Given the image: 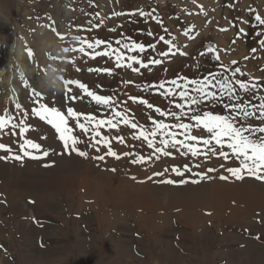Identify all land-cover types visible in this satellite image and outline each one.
<instances>
[{"label": "rangeland", "instance_id": "rangeland-1", "mask_svg": "<svg viewBox=\"0 0 264 264\" xmlns=\"http://www.w3.org/2000/svg\"><path fill=\"white\" fill-rule=\"evenodd\" d=\"M257 14L264 17V0H0V68L4 67L5 75L12 74L9 84L12 78L18 84L11 85V95L15 103L21 105L20 110L15 109L19 116L17 120L24 118L23 111L26 110L29 112L26 122L31 126V130L23 136L19 129L13 132L9 128L0 132V144L11 149V152L0 150V164L13 168L14 174L17 173L20 178L9 183L8 191L4 192V179H0V264H232V260L238 259L240 262L236 264H251L250 261H243L248 256L246 253L237 252L255 248L263 250L262 212L238 206L243 210V217L240 216L246 220L225 224V212L210 210V205L201 199L192 204L194 209L188 208L186 197H180L190 190L197 193L201 184L209 187L215 180L239 186H243L246 180L261 183L251 176L242 180L234 177L220 179L221 176H229L225 171L227 167L238 166L236 161H223L216 157L211 160L197 159L180 155L174 150L172 156L153 159L146 164H132L133 157L117 160L106 156L100 161L95 157L103 155L104 148L101 147L97 153L86 143L78 145L89 153V157L85 158L75 152L69 153L55 129L31 115L30 110L38 107L33 102L38 99L48 107L58 108L65 115L69 107L98 118L110 115L109 110L97 105L76 85L65 83L69 80L82 82L100 95L116 96L118 101L134 96L148 99L162 108L171 105L154 91L145 90L144 85L180 76L202 79L222 71L223 67L240 68L243 73L240 79L264 82V48L259 45L264 36L257 35L264 32V27L256 24L254 17ZM149 32L153 35L149 36ZM160 36L172 40L174 55H159L170 51L169 46L160 41ZM97 38L113 47H118L116 40L127 38L145 45L156 44L154 52L149 48L142 54L143 59L147 62L149 57H154L163 63L132 72L126 67L115 68L113 59L108 57L93 59L76 50L82 46L80 41L92 42ZM51 41L53 43L49 44ZM16 43L19 48H24L26 54L31 51L32 56L25 69H17L14 73L16 68L8 63L13 60L11 54ZM103 50V45L96 49ZM86 52L91 50L86 48ZM126 54L141 55L138 52ZM134 67L139 68V65ZM89 69H113L114 74ZM29 74L31 78L41 79L45 88L42 86L37 91L41 94L39 98L29 93L26 104H22L16 98L25 88ZM258 95H264V88ZM127 107L130 114H134L146 127H151L150 116L164 119L131 100H128ZM206 110L225 114L219 105L206 106ZM68 125L74 127L75 121L70 118ZM101 131L109 135L107 128ZM131 133L132 130L123 125L119 132L113 129L112 136L124 135L128 144L135 146L129 148L113 141L114 150L118 153L139 152L147 156L151 149L141 141L132 140ZM74 134L86 139L78 129ZM193 134L206 135L202 130H194ZM26 139L39 143L41 151H47L48 155L42 156L28 146L37 158L12 159L14 153L21 152L20 145ZM65 159L76 163L74 171L77 177L87 172L90 175L88 182L95 185L105 176L109 179L108 183L117 179L119 184L122 183L121 187L124 180L129 184H146L156 196L158 206L152 203L143 206L145 203L129 197L127 192H119V196H105L108 191L104 188L88 195L84 189H78V184L74 185V194L63 196L51 193L52 190L44 183L51 181L56 189H60L62 176L69 173ZM90 164L92 167L84 171V167ZM196 164L200 167H195ZM183 165H188L192 171L185 172L183 177L171 171ZM209 168L215 170L208 172ZM32 170L37 171L36 177L24 181L26 174L32 173ZM197 172L201 176L196 177ZM100 175L103 176L99 178ZM169 179L177 183L163 182ZM182 180L188 182L179 183ZM192 180L198 182L192 183ZM30 183L34 184L31 186ZM165 190L179 191L176 194L180 195L177 200L180 204L162 200L168 194ZM230 205L237 207L235 202ZM52 210L54 215L47 214ZM188 216H192L190 220L194 224L197 220V227L187 222L185 217ZM36 222L42 229L37 244L33 242L20 248L26 243V233ZM1 238L8 240L7 244L1 242ZM204 240H207V245Z\"/></svg>", "mask_w": 264, "mask_h": 264}, {"label": "snow or ice", "instance_id": "snow-or-ice-1", "mask_svg": "<svg viewBox=\"0 0 264 264\" xmlns=\"http://www.w3.org/2000/svg\"><path fill=\"white\" fill-rule=\"evenodd\" d=\"M140 15L146 14L140 13ZM254 19L257 25L264 27V17L257 14ZM240 31L243 32V29H240ZM152 35L149 32V36ZM257 35L264 36V32H258ZM159 39L167 44L170 49V51L161 52L159 55L162 57H167L170 54L174 55L175 51H171L175 48L172 40H165L164 36H160ZM80 43L82 46L76 49L77 51L89 55L93 59L99 56L113 59L117 69L126 67L132 72H139L141 68L163 63L161 59L154 57H149L147 62L143 59L142 54L149 48L154 52L157 47L156 44L145 45L131 38L124 41L116 40L115 44L118 47H113L99 38L92 42L82 40ZM102 45L104 50L96 51ZM259 45L264 48V38L259 40ZM86 48L91 52H86ZM208 51H212V49ZM137 52L141 55L126 54ZM180 54L186 55V53ZM29 55H31V51H29ZM134 65H139V68L134 67ZM77 70L79 71V69ZM89 71H103L109 75L114 74L113 69H89ZM241 76H243V73L240 68L223 67L222 71L211 73L202 79H190L186 76H180L170 81L165 80L144 85L145 90L154 91L167 100L171 105L167 108L156 106L150 103L148 99L134 96H127V100L118 101L116 96L100 95L94 90H89L82 82L69 80L65 83L76 85L97 105L109 110L110 115L98 118L95 115L78 113L71 107L66 109L65 115L58 108L48 107L46 104L40 103L38 99L33 101L38 104V107L32 108L30 111L31 115L39 118L40 121H45L55 129L59 134L58 138L62 141L63 147L69 153L75 152L81 157H89L87 151L78 147V145L85 143L97 153L101 151V147L104 148V154L95 157L97 160L103 161L106 156L117 160L123 157H133L130 161L132 164H146L153 159L158 160L161 157H169L173 155L174 150L180 155H190L197 159L211 160L216 157L223 161H236L238 166L227 167L225 171L229 176H221L220 179L234 177L242 180L245 176H251L264 181V95H258L260 90L264 88V82L240 79ZM124 83L131 84L133 82L125 81ZM25 87H30L27 81H25ZM136 87H140V85H136ZM33 95L36 98L41 96L39 92L35 91ZM245 96H247V99H245ZM70 99H75V97H70ZM128 100L144 105L164 119H156L150 116L151 127H146L136 119L134 114H130V109L127 107ZM121 104L124 105L123 108L120 107ZM209 105L212 107L221 106L225 110V114L206 110V106ZM15 107L18 110L21 109L19 103ZM173 108L178 111H174ZM28 115L29 112L25 110L23 111L24 118L17 120V117L12 113L4 112L3 115H0V132L9 128L13 132L19 129L20 135H25L31 130V126L26 122ZM70 118L75 121L74 127L68 125ZM82 120L83 122H81ZM166 120L172 122H166ZM186 120L188 122H185ZM249 121H259L260 123H250ZM121 125L132 130V140L141 141L146 144L148 149H151L147 156L139 152L126 151L118 153L114 150L113 141L129 148L135 147L128 144L124 135L112 136L110 134L113 129L119 132ZM102 128H107L109 135L103 134ZM76 129L83 133L86 139H81L75 135L74 131ZM194 130H202L206 135H194ZM43 138L46 139L47 137ZM28 146L42 156L48 155L47 151H41L42 146L39 143L26 139L20 145L21 152L14 153L11 158L18 161L23 160L24 157L37 158L36 155H32ZM0 150L11 152V149L4 144H0ZM3 158L8 159L9 157ZM195 167L198 168L200 165L196 164ZM214 170L213 168L207 169L208 172ZM171 171L175 175L183 177L185 172H191L192 168L183 165L174 167ZM162 174L155 173V175ZM195 175L199 177L201 173L197 172ZM163 182L168 184L177 183V181L171 179ZM187 182L182 180L179 183ZM191 182L197 183L198 180H192Z\"/></svg>", "mask_w": 264, "mask_h": 264}, {"label": "bare ground", "instance_id": "bare-ground-1", "mask_svg": "<svg viewBox=\"0 0 264 264\" xmlns=\"http://www.w3.org/2000/svg\"><path fill=\"white\" fill-rule=\"evenodd\" d=\"M3 33L7 34V32H3ZM52 43L53 42L51 41L49 44H52ZM38 46H39V44L37 42V47ZM23 49L24 48L18 47V43H16V45L13 47L12 54H11L13 57V60H12V62H9L8 64H11L13 67L16 68L14 73L17 71V69H20V70H21V68L25 69V66H27L31 60L32 54L31 55L26 54ZM3 66H5V65H3ZM3 68L4 67L0 68V85L2 84V88L0 90V115H3L4 112L7 111V112L12 113L18 119L19 116L15 112V109H16V107H15L16 103L14 100L15 98L11 95V92H12L11 85H16L17 81L15 80V78H12V83L9 84L10 81L8 79L11 78L12 74L9 73L8 75H5L6 73L4 74ZM7 70H9V69H7ZM9 72H10V70H9ZM39 77H41V76L39 75ZM26 81L30 85V87H25L22 90V93L16 98V100L20 101L22 104L25 103V101L27 100V97L30 96L29 93L32 94L34 91L37 92L41 89L42 86L44 87L42 80L38 79L36 77L31 78V74L26 76ZM14 91H15V89H14ZM68 161H69L68 159H65L64 164L67 167V170L69 171V173L62 176L63 184L61 185L60 189H56L55 185L51 181H46L44 183L46 187H49V189L52 190L51 193H53V194L59 193V194H63V196L65 194H68V193L71 195L72 193L74 194V191H75L74 185L78 184V189L79 190L84 189L85 193H87L88 195H93L96 192H99L101 190V188H104L105 190L108 191V192L104 193L105 196H119V192H127L128 194L130 193L129 197L131 196L133 198H137L140 202L145 203V205H143V206H146V204H149V203H152V204L158 206V204L156 202L157 199L154 198L156 196L152 194L153 193L152 190L146 184H143V185H141V184L135 185L134 183L129 184L128 181L125 182V180H124L123 181L124 182L123 187H121L122 183L119 184L116 181L117 179L113 180V181L111 180L108 183L107 180H109V179L106 178V176L102 177L103 175H100L99 178L102 177L101 182H98L95 185L93 182H88L90 175H88L87 172H85L81 176L77 177L78 175L74 171V167L76 166V163L73 161L72 162H68ZM91 167H92L91 164L89 166L84 167V171L86 169L91 168ZM23 172H24V170L21 171V173H23ZM36 173H37V171L32 170V173L26 174L24 181L34 179V176L36 177ZM0 174H1L0 179L1 180L4 179L3 192L8 191L9 183H11L13 181L17 182V179L20 180V178H18V176H17V173L14 174L13 168H11L10 166H4V165L0 164ZM106 175H107V173H106ZM95 176H97V175L95 174ZM260 182L261 183H258L256 180L255 181L254 180H246L245 184L243 186H239V185H234V184H228V183H225L224 181L219 182L218 180L217 181L215 180L214 182H211L209 187H207V184L205 185V187H203V185L201 184L200 185L201 187L199 188L197 193L192 192L193 190H190V191L184 193L182 196H180L179 194L178 195L176 194L179 191L176 192V191L165 190L164 192L167 191L168 194L164 193L165 197L162 198V200H167L168 202H174L176 204H180V202H178L177 200H179L180 197H186V201L188 202L187 205L190 206L188 208H191L192 204H194L195 201H197V199L198 200L201 199L202 202L205 201V202H207L206 204L210 205V208H209L210 210H214L215 212H222V213L225 212L226 217H227L225 224L240 222L239 220H241V222H242L243 210L238 206H246V208L248 207L249 209H252L254 211H259V212H262L264 214V181H260ZM30 184L32 186L34 183H30ZM194 188H195V186L193 187V189ZM190 193H192V194H190ZM54 196H56V195H54ZM120 201H123V199H120ZM233 202L236 203V206H237V207L235 206L236 208H233L234 206L230 205V203H233ZM182 208H183V206H182ZM227 211H229V214L227 213ZM47 214L54 215V211L52 210L51 212H49ZM191 217L192 216H188L185 218H186L188 223H191L190 225L193 224L192 226L197 227V220H195V224H194L193 221L190 220ZM193 217H194V214H193ZM245 220H243V221H245ZM34 223L32 224V229L28 230V232L26 233L28 235L26 240L24 239V242H26V243H24L23 246H21L20 248L26 247L29 244L31 245V244H33V242L35 244H37L38 234L41 232L42 229L38 226L37 222H36V225ZM52 223H53V221H52ZM244 223H242V224L244 225ZM48 226H50V225H48ZM76 234L77 233H75V235ZM194 238H196L195 235H194ZM1 240H2L1 242H4V244H7L8 240H6L5 238H1ZM204 241H205V245H207V243H206L207 240H204ZM237 253H246L248 255L245 259H243V261H245V260H247L248 262L250 261L249 263H251V264H264V247H263V250L260 248H255L252 250H250V249L241 250ZM22 257H24V256L22 255ZM238 260H240V259H238ZM243 261H241V262H243ZM231 262H233L235 264L238 263L237 260H232Z\"/></svg>", "mask_w": 264, "mask_h": 264}, {"label": "crops", "instance_id": "crops-1", "mask_svg": "<svg viewBox=\"0 0 264 264\" xmlns=\"http://www.w3.org/2000/svg\"><path fill=\"white\" fill-rule=\"evenodd\" d=\"M237 262L239 263V262H240V260H237Z\"/></svg>", "mask_w": 264, "mask_h": 264}]
</instances>
